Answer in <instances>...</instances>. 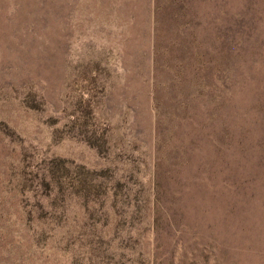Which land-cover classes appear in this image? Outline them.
Listing matches in <instances>:
<instances>
[{
	"label": "rangeland",
	"instance_id": "rangeland-1",
	"mask_svg": "<svg viewBox=\"0 0 264 264\" xmlns=\"http://www.w3.org/2000/svg\"><path fill=\"white\" fill-rule=\"evenodd\" d=\"M0 264H264V0H0Z\"/></svg>",
	"mask_w": 264,
	"mask_h": 264
}]
</instances>
